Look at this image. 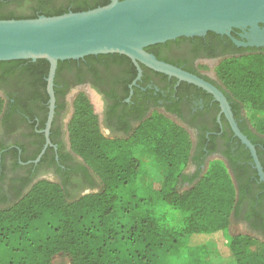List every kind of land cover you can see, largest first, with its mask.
<instances>
[{
  "label": "trees",
  "instance_id": "trees-1",
  "mask_svg": "<svg viewBox=\"0 0 264 264\" xmlns=\"http://www.w3.org/2000/svg\"><path fill=\"white\" fill-rule=\"evenodd\" d=\"M109 1L0 0V19L57 15ZM0 64L37 70L43 75L49 66L46 59ZM219 76L246 112L253 128L245 131L248 138L261 141L258 134L264 135V53L225 60ZM78 101L71 125L73 143L78 145L74 150L98 176L100 187L73 196L58 183L39 180L11 202L0 198V264H52L58 254L66 255L70 264H171L169 258L180 251L183 237L203 234L205 239L204 235L227 229L244 188L235 186L220 160L211 161L195 182L183 188V182H192L198 173L192 177L184 174L191 139L183 127L156 115L130 137L131 143L152 154L167 171L166 186L157 194L148 189L141 193L138 183L143 170L133 156L134 148L100 135L90 105L83 98ZM260 161L264 166L262 157ZM155 197L185 212L182 228L170 227L165 212L152 209ZM257 239L248 234L228 236L237 264H264L251 247Z\"/></svg>",
  "mask_w": 264,
  "mask_h": 264
},
{
  "label": "flooded vegetation",
  "instance_id": "flooded-vegetation-1",
  "mask_svg": "<svg viewBox=\"0 0 264 264\" xmlns=\"http://www.w3.org/2000/svg\"><path fill=\"white\" fill-rule=\"evenodd\" d=\"M208 32L150 44L151 50H145L219 90L236 127L248 138L245 131L253 129L252 125L219 70L227 59L264 53V44L234 42L248 43L250 28H233L230 36ZM122 56L90 54L59 60L51 86L53 101L47 81L49 66L43 75L37 70L0 64V198L11 202L39 180L58 183L73 196L99 189L100 179L74 150L78 145L72 140L71 125L78 99L83 98L96 118L97 132L127 147L140 148L129 141L130 137L151 116L166 117L183 127L191 139L184 174L192 177L198 171L192 182H183V188L195 182L211 161H222L235 186L244 188L229 225H237L243 233L264 241V181L220 101L199 85ZM258 138L261 141L248 139L264 173L260 161V157L264 161V135L258 134ZM52 264H70V260L58 254Z\"/></svg>",
  "mask_w": 264,
  "mask_h": 264
},
{
  "label": "water",
  "instance_id": "water-1",
  "mask_svg": "<svg viewBox=\"0 0 264 264\" xmlns=\"http://www.w3.org/2000/svg\"><path fill=\"white\" fill-rule=\"evenodd\" d=\"M259 23H264V0H110L81 11L0 19V61L46 59L51 101L57 62L90 54H122L156 71L199 85L220 101L235 135L249 148L264 181L254 145L236 127L222 93L145 50L150 44L207 31L230 36L233 28L251 29L249 42L233 39L237 44L261 45L264 26Z\"/></svg>",
  "mask_w": 264,
  "mask_h": 264
},
{
  "label": "rangeland",
  "instance_id": "rangeland-1",
  "mask_svg": "<svg viewBox=\"0 0 264 264\" xmlns=\"http://www.w3.org/2000/svg\"><path fill=\"white\" fill-rule=\"evenodd\" d=\"M253 121V120H252ZM133 156L137 158L142 166L143 173L139 178L141 193L148 189L152 193L164 188L167 183V171L163 163L155 160V157L141 149H134ZM155 212L164 211L166 214L167 224L174 228L180 229L184 225L185 212L177 211L173 207L165 204L155 197L152 205ZM239 226L229 225L226 230H218L212 234L185 236L181 243L180 251L169 260L171 264H237L229 246L228 236L245 234ZM258 240V239H257ZM194 244H193V243ZM196 244V245H195ZM256 256L264 260V241L258 240L252 246Z\"/></svg>",
  "mask_w": 264,
  "mask_h": 264
}]
</instances>
